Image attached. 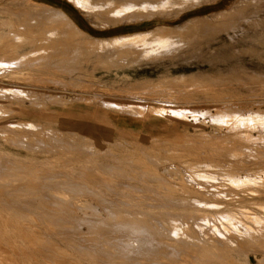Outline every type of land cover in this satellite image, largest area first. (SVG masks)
I'll return each instance as SVG.
<instances>
[{
	"label": "rangeland",
	"instance_id": "obj_1",
	"mask_svg": "<svg viewBox=\"0 0 264 264\" xmlns=\"http://www.w3.org/2000/svg\"><path fill=\"white\" fill-rule=\"evenodd\" d=\"M158 1L0 0V264H264V0Z\"/></svg>",
	"mask_w": 264,
	"mask_h": 264
},
{
	"label": "bare ground",
	"instance_id": "obj_2",
	"mask_svg": "<svg viewBox=\"0 0 264 264\" xmlns=\"http://www.w3.org/2000/svg\"><path fill=\"white\" fill-rule=\"evenodd\" d=\"M77 1H78V0H77ZM135 1H136V0H135ZM141 1H142V0H141ZM143 1H145V0H143ZM163 1H164V0H163ZM182 1H183V0H182ZM159 2H160V1H158V3H159ZM166 2L168 3L169 1L166 0ZM166 2H163V3H166ZM151 3H152V2H151ZM153 3L155 4L156 2L153 1ZM160 3H162V0H161ZM84 4H85V3H84ZM126 4H127V3H126ZM126 4H125V6H126ZM169 4H170V3H169ZM186 4H187V3H186ZM142 5H143V8H144V3H143ZM147 5H148V4H147ZM147 5L145 4V7H147ZM158 5H159V4H158ZM162 5H163V4H162ZM165 5H166V4H165ZM180 5H181V4H180ZM244 5H245V4H244ZM140 6H141V5H140ZM112 7H113V6H112ZM138 7H139V6H138ZM138 7H137V9H138ZM166 7H167V6H166ZM244 7H245V6H244ZM134 8H135V7H134ZM139 8H140V7H139ZM158 8H159V7H158ZM96 9H97V7H96ZM114 9H115V8H114ZM132 9H133V7H132ZM147 9H149V7H148ZM155 9H156V8H155ZM155 9H153V10H155ZM163 9H164V8H163ZM166 9H167V8H166ZM97 10H98V9H97ZM117 10H118V9H117ZM122 10H123V9H122ZM133 10H134V9H133ZM133 10H132V11H133ZM139 10H140V9H139ZM106 11H107V10H106ZM106 11H105V12H106ZM113 11H114V10H113ZM113 11H112V12H113ZM124 11H125V10H124ZM136 11H137V10H135L134 12H136ZM140 11H141V10H140ZM145 11H146V10H145ZM160 11H161V10H160ZM163 11H164V10H163ZM97 12H98V11H97ZM121 12H122V11H121ZM129 12H130V10H129ZM138 12H139V11H138ZM149 12H150V11H149ZM151 12H152V11H151ZM55 13H56L57 16H59V17H64V18H66L67 20H70L76 29L81 30V28H80L78 25L75 24V22H74V20L71 18V16H70L66 11H64L63 9H61V10L57 9ZM126 13H127V11L125 12V14H126ZM132 13H133V12H132ZM142 13H143V12H142ZM112 15H114V14H112ZM119 15H120V13H119ZM121 15H122V13H121ZM121 15H120V16H121ZM123 15H124V14H123ZM123 15H122V16H123ZM134 15H135V14H134ZM220 15H221V14H220ZM220 15H219V16H220ZM57 16H56V17H57ZM217 16H218V15H217ZM219 16H218V17H219ZM135 17H136V16H135ZM218 17H217V18H218ZM52 18H54V17H52ZM133 18H134V17H133ZM205 19H206V18H205ZM207 19H208V18H207ZM28 23H29V22H28ZM35 23H36V22H35ZM196 23H197L196 21H195V22L191 21V22L188 23L187 26H182V28L179 27L178 30H179V32L181 33V32H183L184 30L192 29L194 26H196V25H195ZM199 23H200V22H199ZM207 23H208V22H207ZM209 23H210V22H209ZM21 24H22V23H21ZM29 24H30V23H29ZM59 24H60V23H59ZM213 24H214V23H213ZM79 25H80V24H79ZM198 25H199V24H198ZM71 26H72V25H71ZM52 27H53V26H52ZM74 27H73V28H74ZM63 28H64V27H63ZM66 28H67V27H66ZM177 28H178V27H177ZM207 28H208V27H207ZM51 29H52V28H51ZM197 29H198V28H197ZM68 30H69V29H68ZM74 30H75V29H74ZM166 30H167V27H166L165 25L157 26L155 29H153V30L151 29V34H149V35L152 36V37L150 36L151 38H153L154 36H156V38H159V36H161L162 34H164V33L166 32ZM192 30H193V29H192ZM201 30H202V29H201ZM81 31H82V30H81ZM198 31H199V29H198ZM50 32H51V30H50ZM74 32H75V31H74ZM149 32H150V31H149ZM184 32H185V31H184ZM10 33H12V32H10ZM46 33H47V32H46ZM53 33H54V32H53ZM63 33H64V32H63ZM69 33H70V32H69ZM168 33H170V32H168ZM175 33H176V32H175ZM49 34H50V33H49ZM58 34H59V33H58ZM61 34H62V33H61ZM66 34H67V33H66ZM144 34L147 35V32L144 33ZM182 34H183V33H182ZM126 35H127V34H126ZM126 35H123V34H122V35H119V36H117V37H114L113 40L116 39V40L119 41V39H121V38H125ZM129 35H130V34H129ZM158 35H159V36H158ZM164 35L166 36V34H164ZM164 35H162V36H164ZM172 35H173V34H172ZM192 35H193V34H192ZM53 36H54V35H53ZM66 36H67V35H66ZM71 36H72V35H71ZM71 36H70V37H71ZM147 36H148V35H147ZM195 36H196V35H195ZM204 36H205V35H204ZM63 37H64V36H63ZM127 37H128V36H127ZM127 37H126V38H127ZM171 37H172V36H171ZM185 37H186V36H185ZM189 37H190V36H189ZM189 37H187V38H189ZM164 38H166V37H164ZM164 38H163V39H164ZM192 38H194V37H192ZM159 39H160V38H159ZM63 40H65V39H63ZM96 40H97V39H96ZM147 40H148V39H147ZM151 40H152V39H151ZM91 41L93 42V39H92ZM149 41H150V40H149ZM186 41H187V40H186ZM50 42H51V41H50ZM61 42H62V41H61ZM92 42H91V43H92ZM150 42H151V41H150ZM161 42H162V41H161ZM165 42H166V41H165ZM53 43H54V42H53ZM93 43H94V42H93ZM93 43H92V44H93ZM171 43H172V42H171ZM64 44H65V43H64ZM172 44H173V43H172ZM55 45L58 46V45H60V44L57 45V43H56ZM62 45H63V44H62ZM47 46H50V45H47ZM51 46H53V45H51ZM51 46H50L49 51H48L47 48H46L44 52H47V51H48V52H51V51H52V50H51V48H52ZM64 46H65V45H64ZM68 46H69V45H68ZM58 47H59V46H58ZM60 47H61V46H60ZM60 47H59V48H60ZM59 48H58V49H59ZM67 48H68V47H67ZM67 48H65V49H67ZM70 48H71V47H70ZM74 48H75V47H74ZM74 48H73V49H74ZM169 48H170V47H169ZM169 48H168V49H169ZM52 49H54V50L56 49V51H57V48H54V47H53ZM63 49H64V47H63ZM63 49H62V51H64ZM68 49H69V48H68ZM73 49H72V50H73ZM42 50H43V49H42ZM46 50H47V51H46ZM38 51H39V50H38ZM56 51H55V52H56ZM65 51H67V50H65ZM77 51H78V50H77ZM77 51H76V52H77ZM48 52H47V54H48ZM52 52H53V51H52ZM60 52H61V51H60ZM69 52H70V51H69ZM72 52H73V51H72ZM53 53H54V52H53ZM56 53H57V52H56ZM56 53H55V54H56ZM66 53H67V52H66ZM74 54H75V53H74ZM42 55H43V54H42ZM44 55H45V57H46V54H44ZM44 55H43V56H44ZM48 55H49V54H48ZM63 55H64V54H63ZM65 55H66V54H65ZM69 55H70V54H69ZM72 55H73V53H72ZM75 55H76V54H75ZM6 56H7V55H6ZM37 56H38V55H37ZM43 56H41L40 58L42 59ZM49 56H51V58H52V55H51V54H50ZM49 56H48V57H49ZM54 56H56V55H54ZM77 56H78V55H77ZM77 56H76V57H77ZM48 57H47V58H48ZM59 57L62 58V55H60ZM31 58L33 59V57H31ZM31 58H30V59H31ZM40 58H38V59H40ZM51 58H50V59H51ZM67 58H68V57H67ZM0 59H1V58H0ZM32 59H31V61H32ZM43 59H44V58H43ZM43 59H42V60H43ZM42 60H41V61H42ZM44 60H45V59H44ZM46 60H47V59H46ZM51 60H53V59H51ZM55 60H56V59H55ZM63 60H64V59H63ZM37 61H38V60H37ZM59 61H60V58H59ZM77 61H78V60H77ZM33 62H34V61H33ZM54 62H55V61H54ZM56 62H57V61H56ZM56 62H55V63H56ZM61 62H62V60H61ZM5 63H6V62H5ZM47 63H48V62H47ZM66 63H67V62H66ZM43 64H44V63H43ZM45 64H46V63H45ZM57 64H58V63H57ZM57 64H56V66H57ZM63 64H64V62H63ZM70 64H71V63H70ZM70 64H69V65H70ZM76 64H77V63H76ZM16 65H17V64H16ZM46 65H47V64H46ZM65 65H68V64H65ZM71 65H72V64H71ZM6 66H7V65H6ZM20 66H21V65H20ZM22 66H23V65H22ZM44 66H45V65H44ZM72 66H73V65H72ZM74 66H75V65H74ZM63 67H64V66H63ZM66 67H67V66H66ZM78 67H79V66H78ZM15 68H16V67H15ZM59 68H60V67H59ZM64 68H65V67H64ZM69 68H70V67H69ZM45 69H46V68H45ZM57 69H58V68H57ZM74 69H76V67H75V68L73 67V70H74ZM62 70H63V69H62ZM64 70H65V69H64ZM68 70H69V69H68ZM71 70H72V69H71ZM74 72H75V71H74ZM1 81H2V80H1ZM166 81H167V80H166ZM159 86H160V85H159ZM8 88H9V87H8ZM3 89H4V88H3ZM8 91H9V90H8ZM16 91H17V90H16ZM19 91H20V90H19ZM21 92H23V91H21ZM24 93H25V92H24ZM30 94H31V93H30ZM37 94H38V93H37ZM37 94H36V95H37ZM9 95H10V94H9ZM17 95H18V94H17ZM23 95H26V94H23ZM4 96H5V95H4ZM51 96H52V95H51ZM0 97H1V96H0ZM2 97H3V96H2ZM8 97H9V96H8ZM13 97H14V96H13ZM19 97H20V96H19ZM177 97H178V96H177ZM23 98H24V97H23ZM36 98H37V97H36ZM136 99H137V98H136ZM218 102H219V101H218ZM179 103H180V102H179ZM196 103H197V102H196ZM34 104H35V103H34ZM116 104H117V103H116ZM143 106H144V105H143ZM141 107H142V106H141ZM152 107H153V106H152ZM232 108H233V107H232ZM242 108H243V107H242ZM144 109H145V107H144ZM155 109H156V108H155ZM183 109H184V108H183ZM217 109H218V110H222V109H223V111H224V110H229V109H231V106L227 105V106H224V107H221V108L218 107ZM169 110H170V109H169ZM233 110H234V108H233ZM233 110H232V111H233ZM235 110H236V109H235ZM248 110H249V109H248ZM154 111H155V110H154ZM164 111H165V110H164ZM186 111H187V109H186ZM196 111H197V110H196ZM196 111H195V112H196ZM204 111H205V110H204ZM207 111H208V110H207ZM236 111L240 113L241 110H240V111L236 110ZM261 111H262V110H261ZM173 112H175V111H173ZM173 112H172V113H173ZM197 112H198V111H197ZM259 112H260V111H259ZM259 112L256 113V111H251L250 113H252V114H254V115L257 116V114H259ZM1 113H2V112H1ZM181 113H182V112H181ZM204 113H205V112H204ZM206 113H209V112H206ZM255 113H256V114H255ZM209 114H212V112L209 113ZM209 114H208V115H209ZM236 114H238V113H235L234 115H236ZM168 115H169V114H168ZM171 115H172V114H171ZM213 115H214V114H213ZM227 115H228V114H227ZM247 115L249 116V114H247ZM174 116H175V115H174ZM228 116H229V115H228ZM258 116H259V115H258ZM263 116H264V115H263ZM80 117H81L82 120H85V119H83L84 117H83L82 114H80ZM176 117H177V116H176ZM260 117H261V115H260ZM224 118H225V117H224ZM227 118H228V117H227ZM238 118H239V117H238ZM256 118H257V117H256ZM106 119H107V118H105V120H106ZM211 119H212V118H211ZM259 119H260V118H259ZM242 120H243V118H242ZM242 120H241V121H242ZM216 121H217V120H216ZM247 121H248V120H247ZM262 121H263V120H262ZM109 122H110V121H109ZM226 122H227V121H226ZM110 123H111V122H110ZM200 123H201V122H200ZM228 123H229V122H228ZM246 123H247V122H246ZM251 125H252V124H251ZM22 126H23V125H22ZM15 127H16V126H15ZM24 127H25V126H24ZM221 131H222V130H221ZM180 135H181V134H180ZM185 135H186V134H185ZM50 136H51V135H50ZM177 137H178V136H177ZM155 138H156V137H155ZM55 139H56V138H55ZM20 142H21V141H20ZM237 144H238V143H237ZM40 146H41V145H40ZM34 147H35V146H34ZM246 151H247V150H246ZM250 151H251V150H250ZM255 152H256V151H255ZM247 153H248V152H247ZM241 155H242V154H241ZM149 157H150V156H149ZM257 159H258V158H257ZM1 162H2V161H1ZM2 163H3V162H2ZM0 164H1V163H0ZM4 164H5V162H4ZM7 164H8V163H7ZM159 164H160V163H159ZM8 165H9V164H8ZM10 165H11V164H10ZM14 165H15V163H14ZM177 166H178V165H177ZM3 167H4V166H3ZM5 167H6V166H5ZM86 167H87V166H86ZM6 168H7V167H6ZM29 168H30V167H29ZM31 168H32V167H31ZM116 168H117V167H116ZM164 168H165V167H164ZM166 168H167V167H166ZM8 169H9V168H8ZM178 169H179V168H178ZM10 170H12V169H10ZM35 170H36V169H35ZM115 170H116V169H115ZM175 170H176V169H175ZM179 171H180V170H179ZM147 172H148V171H147ZM154 172H155V171H154ZM176 172H177V171H176ZM180 172H181V171H180ZM39 173H40V172H39ZM39 173H38V174H39ZM50 174H51V173H50ZM170 174H171V173H170ZM26 175H28V174H26ZM43 175H44V174H43ZM38 176H39V175H38ZM38 176H37V177H38ZM40 176H41V175H40ZM40 176H39V177H40ZM46 176H47V175H46ZM56 176H57V175H56ZM63 176H64V175H63ZM87 176H89V175H87ZM227 176H228V175H227ZM39 177H38V178H39ZM162 177H163V176H162ZM231 177H232V175H231ZM239 177H240V176H239ZM0 178H1V177H0ZM33 178H34V177H33ZM46 178H47V177H46ZM46 178H45V179H46ZM50 178H51V177H50ZM135 178H136V177H135ZM10 179H11V178H10ZM190 179H191V178H190ZM26 181H27V180H26ZM91 181H92V180H91ZM97 181H98V180H97ZM97 181H95L94 183H96ZM167 181H168V180H167ZM175 181H176V180H175ZM15 182H16V181H15ZM58 182H59V181H58ZM60 182H61V181H60ZM160 182H161V181H160ZM233 182H234V181H233ZM21 183H22V182H21ZM25 183H26V182H25ZM38 183H39V182H38ZM61 183H62V182H61ZM68 183H69V182H68ZM78 183H80V182H78ZM78 183H77V184H78ZM97 183H98V182H97ZM120 183H121V182H120ZM181 183H182V182H181ZM69 184H71V183H69ZM77 184H76V185H77ZM81 184H83V183H81ZM81 184H80V185H81ZM100 184H103V183H100ZM5 185H6V184H5ZM5 185H4V186H5ZM8 185H9V184H8ZM18 185H19V184H18ZM25 185H26V184H25ZM74 185H75V184H74ZM76 185H75V186H76ZM83 185H84V184H83ZM6 186H7V185H6ZM13 186H15V184H14ZM13 186H12V187H13ZM33 186H34V185H33ZM60 186H61V185H60ZM66 186H67V185H66ZM75 186H74V188H75ZM103 186H104V185H103ZM202 186H203V185H202ZM10 187H11V186H10ZM20 187H21V186H20ZM26 187H27V186H26ZM30 187H31V186H30ZM62 187H63V186H62ZM68 187H70V186H68ZM72 187H73V186H72ZM81 187H82V186H81ZM84 187H85V185H84ZM28 188H29V186H28ZM34 188H35V187H34ZM74 188H73V189H74ZM77 188H78V186H77ZM85 188H86V187H85ZM9 189H10V188H9ZM24 189H25V188H24ZM26 189H27V188H26ZM37 189H38V188H37ZM89 189H90V187H89ZM141 189H142V188H141ZM218 189H219V188H218ZM7 190H8V189H7ZM22 190H23V189H22ZM38 190H39V189H38ZM76 190H78V189H76ZM109 190H110V189H109ZM136 190H137V189H136ZM138 190H139V189H138ZM3 191H4V189H3ZM67 191H68V190H67ZM89 191H90V190H89ZM110 191L112 192V190H110ZM114 191H115V190H114ZM118 191H119V190H118ZM6 192H7V191H6ZM73 192H74V191H73ZM76 192H77V191H76ZM92 192H93V191H92ZM97 192H98V191H97ZM13 193H14V192H13ZM23 193H24V192H23ZM46 193H47V192H46ZM83 193H84V191H83ZM49 194H50V193H49ZM52 194H53V193H52ZM141 195H142V194H141ZM93 196H94V195H93ZM45 197H47V196H45ZM56 197H58V196H56ZM49 198H50V197H49ZM99 198H100V197H99ZM102 198H103V196H102ZM8 199H9V198H8ZM36 199H37V198H36ZM39 199H40V197H39ZM43 199H44V198H43ZM50 199H51V198H50ZM103 199H105V198H103ZM118 199H119V198H118ZM40 200H41V199H40ZM105 200H106V199H105ZM105 200H104V201H105ZM46 201H47V198H46ZM1 202H2V201H1ZM16 202L18 203V201H16ZM25 202H27V201H25ZM31 202H32V201H31ZM31 202H30V203H31ZM41 202H42V200H41ZM52 202H53V201H52ZM55 202H56V201H55ZM107 202H110V201L108 200ZM113 202H114V201H113ZM113 202H112V203H113ZM23 203H24V201H23ZM50 203H51V202H50ZM58 203H60V202H58ZM58 203L56 204V206L58 205ZM87 203H88V202H87ZM90 203H91V202H90ZM123 203H124V202H123ZM18 204H19V203H18ZM35 204H36V203H35ZM35 204H33V205H35ZM46 204H47V203H46ZM51 204H52V203H51ZM67 204H68V203H67ZM91 204H92V203H91ZM91 204H89V205H91ZM153 204H154V203H153ZM212 204H213V203H212ZM16 205H17V204H16ZM22 205H23V204H22ZM27 205L29 206V204H27ZM31 205H32V204H31ZM36 205H37V204H36ZM36 205H35V206H36ZM44 205H45V204H44ZM61 205H62V204H61ZM64 205H65V203H64ZM85 205H86V204H85ZM98 205H99V204H98ZM52 206H53V204H52ZM58 206H59V205H58ZM65 206H66V205H65ZM68 206H70V205H68ZM87 206H88V205H87ZM87 206H85V207H87ZM95 206H96V204H95ZM99 206H100V205H99ZM151 206H152V205H151ZM37 207H38V206H37ZM48 207H49V206H48ZM54 207H55V206H54ZM60 207H62V206H60ZM72 207H73V206H72ZM72 207H71V208H72ZM80 207H81V206H80ZM96 207H97V206H96ZM96 207H95V208H96ZM104 207H105V206H104ZM104 207H103V208H104ZM19 208H20V207H19ZM25 208H26V206H25ZM27 208H28V207H27ZM38 208H43V209H44L43 211H45V208H46V207L44 208V207H42V205H41V207H38ZM57 208H58V207H57ZM69 208H70V207H69ZM76 208H77V207H76ZM111 208H112V207H111ZM117 208H118V207H117ZM10 209H11V208H10ZM20 209H21V208H20ZM31 209H33V208H31ZM36 209H37V208H36ZM55 209H56V208H55ZM63 209H64V208H63ZM65 209H67V207H65ZM86 209L88 210V208H86ZM86 209H85V210H86ZM96 209H97V208H96ZM21 210H22V209H21ZM23 210H24V209H23ZM41 210H42V209H41ZM46 210H47V209H46ZM48 210H50V209L48 208ZM59 210H60V209H59ZM77 210H78V209H77ZM97 210H98V209H97ZM102 210H103V209H102ZM107 210L109 211V209H107ZM25 211H26V210H25ZM66 211H68V210H66ZM90 211L92 212V210H90ZM94 211H96V210H94ZM110 211H111V210H110ZM11 212H12V211H11ZM28 212H33V211H28ZM36 212H37V211H36ZM45 212H46V211H45ZM68 212H70V211H68ZM72 212H73V211H72ZM72 212H71V213H72ZM74 212H75V211H74ZM74 212H73V213H74ZM96 212H97V211H96ZM100 212H101V211H100ZM112 212H113V211H112ZM126 212H127V211H126ZM42 213H44V212H42ZM66 213H67V212H66ZM93 213H94V212H93ZM107 213H108V212H107ZM118 213H119V212H118ZM21 214H22V213H21ZM33 214H34V212H33ZM35 214H36V213H35ZM94 214H96V213H94ZM112 214H113V213H112ZM112 214H111V215H112ZM119 214H120V213H119ZM129 214H130V213H129ZM39 215H40V214H39ZM47 215H48V214H47ZM75 215H76V213H75L73 216H72V215H71V216H72V217H75ZM84 215H85V214H84ZM87 215H88V214H87ZM90 215H92V214H90ZM5 216H6V215H5ZM35 216H36V215H35ZM37 216H38V215H37ZM68 216H69V215H68ZM81 216H82V215H81ZM85 216H86V215H85ZM98 216H99V213H98ZM106 216H107V215H106ZM106 216H105V217H106ZM112 216H113V215H112ZM55 217H56V216H55ZM69 217H70V216H69ZM76 217H79V216H76ZM88 217H90V216H88ZM93 217H94V216H92V219H93ZM115 217H116V215H115ZM115 217H114V218H115ZM134 217H135V216H134ZM34 218H35V217H34ZM42 218H43V215H42ZM42 218H39V219L43 220ZM58 218H59V216H58ZM61 218H62V217H61ZM63 218H64V217H63ZM63 218H62V220H63ZM95 218H96V217H95ZM110 218H111V217H110ZM147 218H148V217H147ZM196 218H197V217H196ZM39 219H38V221H39ZM70 219H71V218H70ZM81 219H82V217H81ZM135 219H136V218H135ZM152 219H153V218H152ZM157 219H158V218H157ZM199 219H201V218H199ZM53 220H54V219H53ZM64 220H65V219H64ZM77 220H78V219H77ZM77 220H76V221H77ZM85 220H86V219H85ZM88 220H89V219H88ZM95 220H96V219H95ZM115 220H116V219H115ZM119 220H120V219H119ZM136 220H137V219H136ZM153 220H154V222L156 221L155 219H153ZM203 220H204V219H203ZM57 221H58V220H57ZM74 221H75V220H74ZM81 221H82V220H81ZM81 221H80V222H81ZM83 221H84V219H83ZM91 221H92V220H91ZM91 221L89 222V224L92 223ZM98 221H99V220H98ZM100 221H101V220H100ZM121 221H122V220H121ZM124 221H125V220H124ZM40 222H41V221H40ZM48 222H49V221H48ZM54 222H55V221H54ZM65 222H66V220H65ZM68 222H69V221H68ZM96 222H97V221H96ZM117 222H118V220H117ZM117 222H116V223H117ZM133 222H134V221H133ZM133 222H132V224H133ZM139 222H142V221H139ZM159 222L162 223L161 221H159ZM204 222H205V221H204ZM43 223H44V222H43ZM60 223H61V220H60ZM72 223H73V222H72ZM85 223H86V222H85ZM111 223H112V222H111ZM114 223H115V222H114ZM128 223H129V222H128ZM208 223H209V222H208ZM208 223H207V224H208ZM231 223H232V222H231ZM231 223H230V224H231ZM263 223H264V222H263ZM47 224H48V223H47ZM56 224H57V223H56ZM58 224H59V223H58ZM58 224H57V225H58ZM74 224H75V223H73V225H74ZM97 224H98V223H97ZM102 224H104V222H102ZM102 224H101V225H102ZM105 224H106V223H105ZM109 224H110V223H109ZM123 224H124V223H123ZM126 224H127V223H126ZM165 224H166V226L170 227V229H171V228H173L174 230H175V229H177V230L180 229V228H178V226H179V223H178V222H174V221H172V220H168V222H166ZM233 224H234V223H233ZM49 225H50V224H49ZM57 225H56V226H57ZM67 225H68V224H67ZM67 225H65V226H67ZM77 225H78V224H77ZM80 225H81V223H80ZM82 225H83V224H82ZM92 225H93V224H92ZM116 225H117V224H116ZM134 225H135V224H134ZM134 225H133V230L135 229L134 227H136V226H134ZM144 225H145V223H144ZM152 225H153V222H152ZM162 225H163V224H162ZM187 225H188V224H187ZM196 225H197V224H196ZM198 225H199V224H198ZM61 226H62V224H61ZM63 226H64V225H63ZM127 226H128V228H129V225H127ZM127 226H126V227H127ZM140 226H141V225L139 224L138 227H136V228H138L137 230H138L141 234H149V235H150L151 233H154V230H153V232H152V230H151V231L148 233L149 230L147 231L146 229H139V228H143V226H141V227H140ZM149 226H150V225H149ZM48 227L51 228V226H48ZM67 227H68V226H67ZM67 227H65V228H67ZM73 227H74V226H73ZM78 227H79V226H78ZM78 227H77V229H78ZM86 227H88V225H87ZM90 227L92 228L93 226H90ZM114 227H115V228L117 227V229L120 228L119 224H118V226H114ZM121 227H122V229H123L122 231H127V230H124V225L121 224ZM126 227H125V228H126ZM155 227H156V225H154V229H156ZM180 227H182V226H180ZM222 227H223V226H222ZM62 228H63V227H62ZM70 228H71V227H70ZM111 228H112V227H111ZM146 228H147V225H146ZM162 228H163V227H162ZM56 229H57V228H56ZM67 229H68V228H67ZM67 229H66V230H67ZM74 229H75V228H74ZM89 229H90V228H89ZM94 229H96V227H94ZM99 229H100V228H99ZM99 229H98V230H99ZM130 229H132V226H131ZM148 229H150V228H148ZM170 229H169V230H170ZM53 230H54V229H53ZM78 230H79V229H78ZM81 230H83V229H81ZM90 230H91V229H90ZM101 230H102V228H101ZM111 230H112V229H111ZM115 230H116V229H115ZM135 230H136V229H135ZM135 230H134V231H135ZM141 230H142V231H141ZM167 230H168V229H167ZM58 231H59V230H58ZM58 231H57V232H58ZM60 231H62V230H60ZM75 231H76V229H75ZM93 231H94V230H93ZM93 231H92V232H93ZM96 231H97V230H96ZM130 231H131V230H130ZM158 231H159V228H157L155 232H157V234L160 235V233H158ZM172 231H173V230H172ZM29 232H30V231H29ZM29 232H28V234H30ZM35 232H36V231H35ZM57 232H55V233H57ZM98 232H99V231H98ZM102 232H103V231H102ZM105 232H106V231H105ZM107 232H108V230H107ZM117 232H118V230H117ZM128 232H129V230H128ZM131 232H132V231H131ZM143 232H144V233H143ZM162 232H163V231H162ZM178 232H180V231H178ZM217 232H218V231H217ZM230 232H231V231H230ZM25 233H26V232H25ZM62 233H63V232H62ZM74 233H75V232H74ZM77 233H78V232H77ZM99 233H101V232H99ZM140 233H139V234H140ZM167 233H168V232H167ZM167 233H166V234H167ZM180 233H181V232H180ZM182 233H183V232H182ZM182 233H181V234H182ZM28 234H27V235H28ZM104 234H105V233H104ZM108 234H110V233H108ZM134 234H135V233H134ZM157 234H156V235H157ZM23 235H24V234H23ZM82 235H83V234H82ZM124 235H125V234H124ZM127 235H128V234H127ZM162 235L165 236L164 234H162ZM167 235H168V236H166V237H169V234H167ZM174 235H175V234H174ZM211 235H212V234H211ZM24 236H25V235H24ZM72 236H73V235H72ZM95 236H96V235H95ZM114 236H115V235H114ZM116 236H117V235H116ZM118 236H119V235H118ZM121 236H122V234H121ZM157 236H158V235H157ZM177 236H178V235H177ZM70 237H71V236H70ZM85 237H86V236H85ZM104 237H105V236H104ZM109 237H110V236H109ZM111 237H112V236H111ZM127 237H128V236H127ZM127 237H126V238H127ZM130 237H131V236H130ZM144 237H146V236H144ZM144 237H143V239H141V238L124 239L123 236H122L123 239H122V238L117 239L118 237H117V238L115 237V240H116V242H117V241H118V242H121V240H122L123 242L125 241L124 243H123V242H121V243H118V242H117V243H118V244H121V245H122V244H123V245L126 244L127 246H131L133 250L136 249V251H139V252L144 251V252H146V253H147V250H150V252H152V251L154 250L155 245H156L157 247L160 246V244L157 245V242H156V244H155V240L152 241L149 237H148L149 239H148L147 237H146V238H144ZM150 237H151V236H150ZM155 237H156V236H154V238H155ZM158 237H159V236H158ZM173 237H174V236H173ZM28 238H29V237H28ZM80 238H81V237H79L78 239H80ZM83 238H84V237H83ZM97 238H98V237H97ZM105 238H106V237H105ZM105 238H103V239H105ZM113 238H114V237H113ZM159 238H161V237H159ZM162 238H163V237H162ZM67 239H68V237H67ZM93 239H95L94 236H93ZM93 239H92V240H93ZM98 239H101V238L99 237ZM120 239H121V240H120ZM193 239H194V238H192V240H193ZM29 240H30V239H29ZM87 240H90V238H89V239H86L85 241H87ZM107 240H110V239H107ZM115 240H114V242H115ZM166 240H167V239H166ZM170 240H171V239H170ZM175 240H176V239H175ZM177 240H178V239H177ZM192 240H191V241H192ZM211 240H212V239H211ZM2 241H3V240H2ZM51 241H52V240H51ZM67 241H68V240H67ZM83 241H84V239H83ZM85 241H84V242H85ZM98 241H99V240H98ZM151 241L154 242V243H152ZM156 241H157V240H156ZM31 242H32V241H31ZM53 242H55V241H53ZM68 242H69V241H68ZM96 242H97V240H96ZM158 242H159V241H158ZM178 242H179V241H178ZM50 243H51V242H50ZM98 243H99V242H98ZM111 243H112V242H111ZM165 243H166V242H165ZM165 243H164V244H165ZM228 243H229V242H228ZM31 244H32V243H31ZM57 244H58V243H57ZM59 244H60V243H59ZM78 244H79V243H78ZM91 244H93V243H91ZM91 244H90V245H91ZM151 244H152V245H151ZM153 244H155V245L153 246ZM170 244H171V243H170ZM182 244H183V243H182ZM184 244H185V243H184ZM186 244H187V243H186ZM192 244H193V243H192ZM214 244H215V243H214ZM98 245H99V244H98ZM98 245H97V246H98ZM113 245H114V243H113ZM162 245H163V244H162ZM162 245H161V246H162ZM167 245H168V244H167ZM167 245L165 246V248L167 247ZM172 245H173V244H172ZM172 245H171V246H172ZM195 245H196V244H195ZM1 246H2V245H1ZM40 246H41V245H40ZM49 246H51V245L49 244ZM49 246H48V247H49ZM53 246H54V245H53ZM81 246H82V244H81ZM83 246H84V245H83ZM85 246H86V245H85ZM87 246H89V245H87ZM95 246H96V245H95ZM103 246H104V245H103ZM106 246H107V245H106ZM106 246H105V248H106ZM108 246H109V244H108ZM163 246H164V245H163ZM163 246H162V247H163ZM175 246H176V245H175ZM175 246H174V247H175ZM184 246H185V245H184ZM51 247H52V246H51ZM75 247H76V245H75ZM77 247H78V246H77ZM89 247H91V246H89ZM116 247H117V246H116ZM123 247H124V246H123ZM123 247H122V248H123ZM162 247H161V248H162ZM172 247H173V246H172ZM180 247H181V246H180ZM180 247H179V248H180ZM197 247H198V246H197ZM199 247H200V246H199ZM5 248H6V247H5ZM11 248H12V247H11ZM58 248H59V247H58ZM78 248H79V247H78ZM78 248H75V250L78 249ZM86 248H87V247H86ZM93 248H94V247H93ZM93 248H92V249H93ZM96 248H97V247H96ZM101 248H102V247L100 246L99 249H101ZM118 248H119V246H118ZM122 248H121V246H120V248H119V249H121V252H122L123 249H124V248H123V249H122ZM126 248H127V247H126ZM165 248H164V249H165ZM3 249H4V248H3ZM56 249H57V248H56ZM80 249L82 250L81 247H80ZM84 249H85V247H84ZM84 249H83V252H85V250H87L88 248L85 249V250H84ZM89 249L91 250V248H89ZM99 249H96V250H99ZM119 249H118V250H119ZM151 249H152V251H151ZM155 249H156V247H155ZM157 249H158V248H157ZM177 249H178V248H177ZM181 249H182V248H181ZM185 249H186V248H185ZM1 250H2V249H1ZM1 250H0V251H1ZM165 250H166V249H165ZM178 250H179V249H178ZM190 250H191V249H190ZM257 250H258V249H257ZM48 251H49V250H48ZM79 251H80V250H79ZM92 251H93V250H92ZM92 251H90V252H92ZM100 251H101V250H100ZM100 251H99V253H100ZM130 251H132V250H130ZM136 251H135V252H136ZM159 251L161 252L162 249L159 250ZM163 251H164V250H163ZM247 251H248V250H247ZM5 252H7V251H5ZM5 252H4V253H5ZM101 252H102V251H101ZM105 252H106V251H105ZM105 252H104V253H105ZM119 252H120V251H119ZM124 252H125V249H124L123 253H124ZM148 252H149V251H148ZM150 252H149V254H150ZM154 252H155V251H154ZM154 252H153V253H154ZM160 252H159V253H160ZM173 252H174V251H173ZM197 252H198V251H197ZM245 252H246V251H245ZM1 253H2V252H1ZM63 253H64V252H63ZM87 253H88V252H87ZM92 253H93V252H92ZM110 253H111V252H110ZM123 253H122V254H123ZM125 253H126V252H125ZM159 253H157L156 255H158ZM169 253H171V252H169ZM169 253H168V254H169ZM175 253H176V252H175ZM178 253H179V252H178ZM180 253H181V252H180ZM10 254H11V252H10ZM111 254H112V253H111ZM117 254H118V253L116 252V255H117ZM122 254H121V257L123 256ZM160 254H161V253H160ZM162 254H163V253H162ZM164 254H165V253H164ZM164 254H163V255H164ZM172 254L174 255V253H172ZM185 254H186V253H185ZM1 255H3V254H1ZM1 255H0V258H1ZM61 255H62V254H61ZM88 255H89V254H88ZM91 255H92V254H91ZM91 255H90V256H91ZM103 255H104V254H103ZM103 255H102V256H103ZM106 255H108V253H107ZM127 255H128V253H127ZM150 255H152V254H150ZM153 255H155V254H153ZM170 255H171V254H170ZM170 255H169L168 258H170ZM175 255H176V254H175ZM194 255H195V254H194ZM23 256H24V255H23ZM32 256H33V255H32ZM111 256H112V255H111ZM128 256H129V255H128ZM161 256H162V255H161ZM176 256H177V255H176ZM11 257L15 258L14 256H11ZM34 257H35V256H34ZM46 257H47V256H46ZM91 257H92V256H91ZM93 257H94V254H93ZM95 257H96V256H95ZM103 257H104V256H103ZM105 257H107V256H105ZM105 257H104V258H105ZM116 257H117V256H116ZM116 257H113V259L115 258V261H116ZM158 257H159V255H158ZM162 257H163V256H162ZM172 257H173V256H172ZM178 257H179V256H178ZM26 258H27V257H26ZM99 258H100V257H99ZM108 258H109V257H108ZM119 258H120V257H118V259H119ZM122 258H123V257H122ZM124 258H125V257H124ZM139 258H140V257H139ZM164 258H166V257L164 256ZM176 258H177V257H176ZM200 258H201V257H200ZM214 258H215V257H214ZM137 259H138V258H137ZM137 259H136V260H137ZM141 259H142V258H141ZM158 259H159V258H158ZM162 259H163V258H162ZM50 260H51V259H50ZM119 260H120V259H119ZM121 260H122V259H121ZM128 260H129V259H128ZM170 260H171V259H170ZM170 260H169V261H170ZM172 260H173V259H172ZM174 260H175V257H174ZM196 260H197V259H196ZM228 260H229V259H228ZM1 261H2V260H0V262H1ZM6 261H7V258H6ZM147 261H148V260H147ZM149 261H150V260H149ZM216 261H217V260H216ZM230 261H231V260H230ZM7 262L10 263L11 260L9 261V259H8ZM18 262H19V261H18ZM61 262H62V261H61ZM74 262H75V261H74ZM118 262H120V261H118ZM118 262H117V263H118ZM138 262H140V261L138 260ZM141 262H142V260H141ZM145 262H146V261H145ZM152 262H153V261H152ZM152 262H150V263H152ZM167 262H168V261H166V263H167ZM202 262H203V261H202ZM206 262H207V261H206ZM62 263H63V262H62ZM122 263H123V262H122ZM124 263H127V262H124ZM148 263H149V262H148ZM153 263L156 264V262H153ZM153 263H152V264H153ZM159 263H160V262H159ZM162 263H163V262H162ZM170 263H171V261H170ZM190 263H191V262H190ZM227 263H228V262H227ZM238 263H239V262H238ZM54 264H55V263H54ZM135 264H136V263H135ZM143 264H144V263H143ZM163 264H164V263H163Z\"/></svg>",
	"mask_w": 264,
	"mask_h": 264
}]
</instances>
